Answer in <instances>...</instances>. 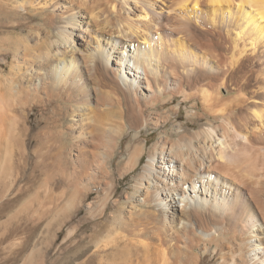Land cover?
Segmentation results:
<instances>
[{"label": "bare ground", "instance_id": "bare-ground-1", "mask_svg": "<svg viewBox=\"0 0 264 264\" xmlns=\"http://www.w3.org/2000/svg\"><path fill=\"white\" fill-rule=\"evenodd\" d=\"M107 9L93 17L51 4L54 36L30 59L15 56L10 77L0 63V143L28 96L30 111L60 103L76 177L124 178L147 154L129 197L154 222L141 244L153 239L176 263L264 264V0H114ZM174 29L187 41L174 43ZM223 90L241 104L228 106ZM177 97L196 102L193 118L221 124H179L115 167L126 129L166 127L171 116L157 112ZM107 110L120 121L105 137L95 130ZM30 116L21 119L32 133Z\"/></svg>", "mask_w": 264, "mask_h": 264}, {"label": "rangeland", "instance_id": "rangeland-1", "mask_svg": "<svg viewBox=\"0 0 264 264\" xmlns=\"http://www.w3.org/2000/svg\"><path fill=\"white\" fill-rule=\"evenodd\" d=\"M58 1L72 3L96 17L107 12L109 3L114 0H87L88 3L82 0H0V63L8 64L2 76L10 77L15 56L19 63L30 59L45 39L54 36L55 29L49 22L50 6ZM176 11L178 15L183 13ZM168 35L174 43L187 41L179 30ZM7 53L11 58L5 61ZM223 95L230 107L242 102L233 92L223 90ZM103 98L106 100V95ZM53 103L45 110L40 106L30 111L34 101L28 96L17 107L18 124L16 121L5 124L6 135L0 143V264H170L173 262L170 260L183 264L186 255L180 257L178 263L171 258L169 262L163 260L153 239L148 248L141 244L146 234L152 232L154 222L140 206V197L133 200L129 197L147 154L138 169L124 178L115 173L113 179L100 177L92 181L83 173L77 175L79 181L76 180L75 152L71 151L65 134L71 119L64 121L61 104ZM195 103L177 97L161 107L157 113L171 116L166 127L147 129L141 134L127 128L114 160L115 167L119 163L126 164L136 147L146 145L149 150L162 133H171L179 124L191 130L204 124L216 127L221 124L208 117L193 118L191 112L195 110ZM23 109L27 111L22 113ZM110 111L98 114V130H95L98 135L109 136L106 131L119 123V113ZM198 111L203 112L201 104ZM29 112L30 122L36 126L32 133L24 129L21 119ZM7 128L12 130L8 132ZM92 165L93 162L90 168ZM110 184L113 187L110 188ZM215 263L218 257L214 263L208 259L205 264Z\"/></svg>", "mask_w": 264, "mask_h": 264}]
</instances>
